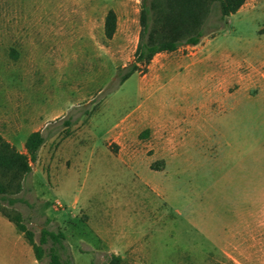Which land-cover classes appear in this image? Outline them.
Masks as SVG:
<instances>
[{
	"label": "rangeland",
	"instance_id": "374dc122",
	"mask_svg": "<svg viewBox=\"0 0 264 264\" xmlns=\"http://www.w3.org/2000/svg\"><path fill=\"white\" fill-rule=\"evenodd\" d=\"M139 3L0 0V135H44L1 204L35 243L61 229L73 264H264V0L118 85ZM0 264H48L1 214Z\"/></svg>",
	"mask_w": 264,
	"mask_h": 264
},
{
	"label": "trees",
	"instance_id": "16d2710c",
	"mask_svg": "<svg viewBox=\"0 0 264 264\" xmlns=\"http://www.w3.org/2000/svg\"><path fill=\"white\" fill-rule=\"evenodd\" d=\"M244 1L140 0L137 43L132 59L116 71L117 84L123 83L135 71L143 69L157 53L174 51L182 45H196L206 34L205 23L210 15L216 14L224 21L235 13ZM115 20L114 11L108 10L104 18V33L107 37H111L115 30ZM219 25L215 24L213 28L217 29ZM43 142L42 131H31L23 142L25 151L19 152L0 135V174L3 179L7 177L5 181L0 180V213L23 234L37 261L47 255L48 264H73L61 229L42 227L38 243H35L33 233L23 224L20 213L9 212L1 204V201H4L12 206L21 200L16 196H7V193L19 191L20 180L30 171V162L35 160ZM46 244L49 245L45 251L42 245ZM105 264H121V256L111 253Z\"/></svg>",
	"mask_w": 264,
	"mask_h": 264
},
{
	"label": "crops",
	"instance_id": "0c3cea01",
	"mask_svg": "<svg viewBox=\"0 0 264 264\" xmlns=\"http://www.w3.org/2000/svg\"><path fill=\"white\" fill-rule=\"evenodd\" d=\"M193 46V45H192ZM32 131H34V130H32ZM41 131V130H40ZM31 132V131H30ZM1 214V213H0ZM2 215V214H1ZM3 216V215H2ZM5 217V216H4ZM6 218V217H5ZM7 219V218H6ZM8 220V219H7ZM9 221V220H8ZM11 222V221H10ZM12 223V222H11ZM13 224V223H12ZM14 225V224H13ZM15 227V226H14ZM16 229V228H15ZM16 231H17V229H16ZM17 232H19V231H17ZM22 236H23V234L21 233V232H19ZM64 233V232H63ZM23 238H24V236H23ZM25 239V238H24ZM25 241H26V239H25ZM27 242V241H26ZM28 243V242H27ZM103 243H107V241L105 240V238H103ZM29 244V243H28ZM30 245V244H29ZM30 247H31V245H30ZM32 249V248H31ZM32 252H33V250H32ZM115 254V253H114ZM33 256H34V254H33ZM34 260L35 261H37L36 259H35V257H34Z\"/></svg>",
	"mask_w": 264,
	"mask_h": 264
}]
</instances>
